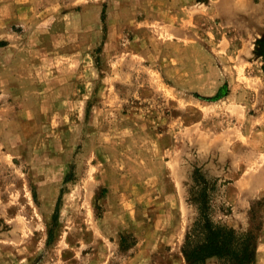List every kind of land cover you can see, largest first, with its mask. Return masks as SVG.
I'll return each instance as SVG.
<instances>
[{
    "label": "rangeland",
    "instance_id": "obj_1",
    "mask_svg": "<svg viewBox=\"0 0 264 264\" xmlns=\"http://www.w3.org/2000/svg\"><path fill=\"white\" fill-rule=\"evenodd\" d=\"M263 110L264 0H0V264H190L197 168L264 264Z\"/></svg>",
    "mask_w": 264,
    "mask_h": 264
},
{
    "label": "trees",
    "instance_id": "obj_2",
    "mask_svg": "<svg viewBox=\"0 0 264 264\" xmlns=\"http://www.w3.org/2000/svg\"><path fill=\"white\" fill-rule=\"evenodd\" d=\"M210 180L198 168L194 170L189 200L196 208V216L188 226L182 251L190 264H205L210 257L217 258L220 264H249L255 236L215 222L207 191Z\"/></svg>",
    "mask_w": 264,
    "mask_h": 264
},
{
    "label": "crops",
    "instance_id": "obj_3",
    "mask_svg": "<svg viewBox=\"0 0 264 264\" xmlns=\"http://www.w3.org/2000/svg\"><path fill=\"white\" fill-rule=\"evenodd\" d=\"M264 113V110L262 111ZM254 116H252V119ZM257 122H261L260 126L257 125ZM257 132H261L264 135V115L261 119L253 121V123L248 127V130H254ZM248 139V138H247ZM238 141V140H237ZM235 144H232L234 147ZM232 152H243L245 154H250L255 157H262L264 159V139L261 142L257 140L248 139L246 143L243 145L241 142H237V145L233 148ZM245 164V161H242ZM239 170V174L232 176L230 179L231 188L237 191L239 194H243L245 188L247 192H264V164L262 163H254L252 166L246 167L242 165H238V167L234 168ZM251 169H253L251 171ZM235 188V189H234Z\"/></svg>",
    "mask_w": 264,
    "mask_h": 264
}]
</instances>
